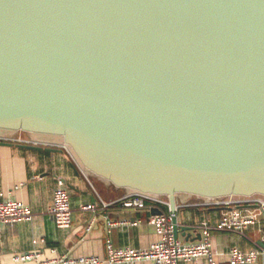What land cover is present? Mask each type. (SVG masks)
<instances>
[{
  "label": "water",
  "instance_id": "95a60500",
  "mask_svg": "<svg viewBox=\"0 0 264 264\" xmlns=\"http://www.w3.org/2000/svg\"><path fill=\"white\" fill-rule=\"evenodd\" d=\"M18 133L166 198L193 241L179 197H264V0H0V138Z\"/></svg>",
  "mask_w": 264,
  "mask_h": 264
},
{
  "label": "crops",
  "instance_id": "0c3cea01",
  "mask_svg": "<svg viewBox=\"0 0 264 264\" xmlns=\"http://www.w3.org/2000/svg\"><path fill=\"white\" fill-rule=\"evenodd\" d=\"M32 150L12 146H0V199L17 200L31 209V222L19 221L0 227V264H61L54 262L61 256L77 259L83 256H104L107 238L115 247L143 249L159 240L155 228L147 224V219L156 215L152 209L168 214L165 206L148 205L142 209H127L119 204H111L103 209L98 198L113 201L124 195L121 189L107 186L103 182L80 171L71 156L61 147L41 146ZM56 148L57 151H46ZM64 180L70 193L72 222L69 228H57L48 215L53 190L57 179ZM193 199L178 198L176 216L181 224L191 227L189 238L195 242L206 224L210 234L216 264H230L227 252L231 248L243 251L258 249L261 256L254 264H264V215L253 206L238 208L242 215L256 218L253 225L237 232L217 227L219 219L230 210L229 207H203L193 205ZM95 203L94 211L83 210L82 205ZM139 221L137 224H119L121 221ZM91 223L89 230L87 226ZM109 223H114L110 226ZM200 240V239H199ZM263 244V246L261 245ZM35 251V259L16 260ZM76 264V263H71ZM133 264H151L142 260ZM180 264H207L205 260Z\"/></svg>",
  "mask_w": 264,
  "mask_h": 264
},
{
  "label": "built area",
  "instance_id": "2783aa9c",
  "mask_svg": "<svg viewBox=\"0 0 264 264\" xmlns=\"http://www.w3.org/2000/svg\"><path fill=\"white\" fill-rule=\"evenodd\" d=\"M0 142L10 143L12 145L27 146H47L32 141L26 134L18 133L13 137L0 138ZM119 204L127 209H142L151 206H165L168 208V214H156L147 219V224L155 228L159 235V240L152 243L147 248L133 249L130 247H115L110 238H107L104 245V256H83L77 259H71L67 256H61L54 262L61 264H133L137 261L147 260L151 264H180L188 261L203 259L207 264H216L215 254L212 249L209 230L206 224H203L201 238L195 242H181L175 240L172 233L169 201L166 198H150L140 194H126L113 201H104L98 198V204L106 209L111 204ZM193 205L203 207H229L231 211L224 214L218 221L217 227L222 230L241 232L253 225L256 218L252 215H242L238 210L241 206L256 207L264 215V197H227L221 199H211L208 202L196 201ZM96 204L82 205L83 210L94 211ZM57 228L67 229L72 222V207L70 193L64 180L57 179L53 190L52 203L47 210ZM33 213L26 204L12 199H0V227L19 221L31 222ZM139 221L130 223L121 221L119 224H137ZM114 223H109L113 226ZM91 223L87 226L89 230ZM37 253L26 254L15 257L16 260L35 259ZM230 264H254L261 256V251L251 249L243 251L238 248H231L227 252ZM35 264H46V262H36Z\"/></svg>",
  "mask_w": 264,
  "mask_h": 264
}]
</instances>
